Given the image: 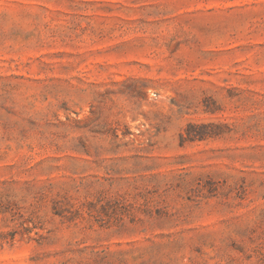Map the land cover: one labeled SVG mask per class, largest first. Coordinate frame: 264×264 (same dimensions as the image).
<instances>
[{"label": "rangeland", "instance_id": "374dc122", "mask_svg": "<svg viewBox=\"0 0 264 264\" xmlns=\"http://www.w3.org/2000/svg\"><path fill=\"white\" fill-rule=\"evenodd\" d=\"M262 210L264 0H0V264H264Z\"/></svg>", "mask_w": 264, "mask_h": 264}, {"label": "trees", "instance_id": "16d2710c", "mask_svg": "<svg viewBox=\"0 0 264 264\" xmlns=\"http://www.w3.org/2000/svg\"><path fill=\"white\" fill-rule=\"evenodd\" d=\"M124 24H127L125 22H122L123 26ZM174 39H171L170 41H173ZM225 126L224 124H210V125H204V126H193V125H188V127L190 128H194L197 129V131H189L188 129L186 130V138H184L183 136L181 137L183 139V141L185 142L186 140L189 142H194V141H202L208 138H215L217 136L222 135L223 131L221 130V127ZM201 127H212L216 130L213 131H201L199 130V128ZM56 139L58 138V135H55ZM59 148V147H58ZM81 185L77 186V191L80 189ZM50 187L51 186L50 184ZM60 192H63V195H67V190H64L63 188L60 189ZM62 195V196H63ZM66 197V196H65ZM64 199V197H63ZM60 196V193H56L55 197L53 198V205H54V210H57L59 212H55L56 215L67 219V215L65 216L64 212H66L67 214H69L71 211L70 209H66L65 208V204L64 200H63ZM126 203V197L125 194H116L113 196V198L110 199H105V197H102L101 192L99 193L98 196V200H96L95 203H89L88 205V209H90V212L94 211L95 213L98 214H104L106 221L104 223H102V226H117V227H122L124 225V222L126 220V218H130V222L132 224L135 223H141V218L136 217L133 215L132 212V205L130 204H125ZM84 203L82 205H79V207L74 210L77 213H81L82 211V207H83ZM144 209L143 212L145 213V215L147 216V218L151 221L155 220L157 217L161 216V214L159 213V211H154L151 208H149L148 204H144ZM155 213L157 214V217L155 216ZM166 214V212L164 213ZM260 220L261 223L264 224V210L261 211L260 215Z\"/></svg>", "mask_w": 264, "mask_h": 264}]
</instances>
